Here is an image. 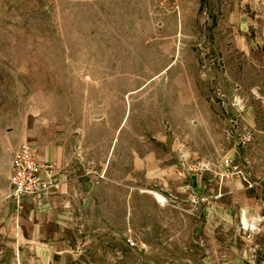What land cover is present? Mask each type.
Masks as SVG:
<instances>
[{
    "label": "rangeland",
    "instance_id": "1",
    "mask_svg": "<svg viewBox=\"0 0 264 264\" xmlns=\"http://www.w3.org/2000/svg\"><path fill=\"white\" fill-rule=\"evenodd\" d=\"M176 91L189 108L170 121ZM256 117L264 0H0V201L23 142L53 191L78 190L51 244L6 220L0 264H264Z\"/></svg>",
    "mask_w": 264,
    "mask_h": 264
},
{
    "label": "crops",
    "instance_id": "2",
    "mask_svg": "<svg viewBox=\"0 0 264 264\" xmlns=\"http://www.w3.org/2000/svg\"><path fill=\"white\" fill-rule=\"evenodd\" d=\"M167 96L162 107L163 109H166H162V112L166 113V115L170 118V121L175 120L173 118V115H183L187 113L186 110H188L189 106L188 104L184 103L183 98L180 96V93L176 91V96L178 97H175L173 93L171 94L170 98L169 95ZM174 97L175 100H173ZM190 110L193 112L194 108ZM207 120L213 122L215 119L213 120V118H211V115L208 114ZM256 120L257 122L254 121V123H249V131L245 127H241V130L243 131L242 134L248 132L251 134V136L253 135V143L250 147V150L248 151L249 155L264 156V122H258L257 117ZM202 143L206 145L208 141L204 140V142ZM45 158H47V156L43 155L42 158L40 157L42 162H54L56 163L57 168H59L58 166H60V164L50 160L49 158L45 160ZM195 169L200 171L198 167ZM68 179L69 178H67V180ZM209 179V173L196 175V178L194 179L195 190L197 189L198 194H200V192L210 191V185L208 183ZM184 182L185 180L177 179L176 185L177 187L180 186L177 188V190H183L181 188ZM242 190H244L245 192H249L248 189L242 188ZM73 192L78 195V190L71 183L66 182L60 192L51 191L45 194V196L40 201H35L31 198L26 197L18 206L13 201H0V226H2V224H4L6 220L17 222L20 221L22 225L26 224L32 226L33 229H35V232H37L38 237L41 238L43 242L51 244L55 239V236H59L61 234L60 232H62V228L69 225V222L75 215L77 200L76 198H71L70 196ZM45 243L42 246L46 247L47 245H45ZM53 253L55 252L53 251Z\"/></svg>",
    "mask_w": 264,
    "mask_h": 264
},
{
    "label": "built area",
    "instance_id": "3",
    "mask_svg": "<svg viewBox=\"0 0 264 264\" xmlns=\"http://www.w3.org/2000/svg\"><path fill=\"white\" fill-rule=\"evenodd\" d=\"M251 138V134L245 132L242 143L249 142ZM52 173L51 166L40 164L32 146L26 142L21 143L11 162L8 197L17 206L26 197L40 201L45 194L59 188Z\"/></svg>",
    "mask_w": 264,
    "mask_h": 264
},
{
    "label": "bare ground",
    "instance_id": "4",
    "mask_svg": "<svg viewBox=\"0 0 264 264\" xmlns=\"http://www.w3.org/2000/svg\"><path fill=\"white\" fill-rule=\"evenodd\" d=\"M157 197H158V200H159V201H162V198H161L160 196L157 195Z\"/></svg>",
    "mask_w": 264,
    "mask_h": 264
}]
</instances>
